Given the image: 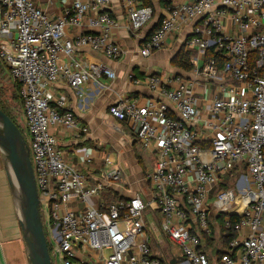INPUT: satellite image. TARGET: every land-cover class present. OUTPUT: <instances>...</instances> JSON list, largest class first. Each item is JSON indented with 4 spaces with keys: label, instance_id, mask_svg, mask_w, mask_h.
Instances as JSON below:
<instances>
[{
    "label": "built area",
    "instance_id": "1",
    "mask_svg": "<svg viewBox=\"0 0 264 264\" xmlns=\"http://www.w3.org/2000/svg\"><path fill=\"white\" fill-rule=\"evenodd\" d=\"M168 1V16L142 52L151 55L173 31L195 22L184 43L197 55L189 76L133 80L155 93L145 104L125 96L110 106L113 117L132 122L133 134L157 160L146 175L148 195L108 201L122 171L103 170L92 184L67 160L53 128L87 129L67 100L47 89L65 83L81 96L89 82L116 78L105 63L77 58L85 49L111 59L126 52L114 38L118 23L107 12L111 0H0V59L21 86L54 264H211L201 234L211 235V218L219 214L225 228L236 232L232 254L219 264H264V0ZM121 2L130 30L152 20L151 7ZM230 25L235 34L227 32ZM211 48L225 58L222 67L206 58ZM76 154L81 163L91 160L84 147ZM106 162L112 163L109 156Z\"/></svg>",
    "mask_w": 264,
    "mask_h": 264
},
{
    "label": "crops",
    "instance_id": "2",
    "mask_svg": "<svg viewBox=\"0 0 264 264\" xmlns=\"http://www.w3.org/2000/svg\"><path fill=\"white\" fill-rule=\"evenodd\" d=\"M156 9H158L156 17L142 30L135 31L129 29L131 21L121 0H111L107 7V12L118 23V27L114 31V38L125 48L126 52L119 58L111 59L85 49L77 52V58L88 63H105L115 71L116 78L112 79L102 76L89 82L83 88L81 96L65 83H57L47 89L53 98L66 99L67 105L74 111L80 125L87 129L85 133L78 131L66 133L60 128L57 130L53 128V132H56L58 136L59 147L66 152L67 160L75 168L81 170L92 184L103 178V170L115 167L122 171V182L113 185V189L105 196L108 201L116 199L127 200L138 192L148 195L150 193V185L146 175L154 168L157 160L156 154L152 150L146 148L147 151L153 154L148 157L138 149V145L142 148L144 146L133 134L132 122L120 121L113 117L109 113L110 106L125 96L136 100L140 105L155 97V93L143 81L142 83H136L133 82L135 79L144 80L151 74H159L166 78H172L177 74L187 76L186 73L181 72L172 64V60L182 47L185 48V51H190L185 47L184 40L191 35L195 22L184 31H173L167 37L165 44L161 48L152 51L151 55L147 56L141 50L146 34L157 23V19L161 15L167 17L169 14L167 8L159 5L158 2L155 6V11ZM56 12H60L59 6ZM226 30L234 33V28L231 25ZM72 32H78V29ZM191 51L193 55H197V51ZM6 69L7 72L2 69L1 73L14 86L15 82L11 78L9 69ZM131 75L133 76L132 80L130 79ZM19 114L21 116V123L19 122V124L26 128V136L28 138L30 134L23 109H21ZM117 128L120 129L117 130ZM79 147L89 150L91 154L90 161L81 163L78 154H76V150ZM107 156L111 158V164L106 162ZM148 218H150L149 215ZM157 219H162L159 213H157ZM149 220L155 221V223L158 221L156 218ZM168 249L177 254L179 253L178 247L177 250L172 246H169ZM168 249H164V251L166 252ZM0 264H30L20 222L17 217L15 200L1 163V157ZM75 264L90 263L77 260Z\"/></svg>",
    "mask_w": 264,
    "mask_h": 264
},
{
    "label": "water",
    "instance_id": "3",
    "mask_svg": "<svg viewBox=\"0 0 264 264\" xmlns=\"http://www.w3.org/2000/svg\"><path fill=\"white\" fill-rule=\"evenodd\" d=\"M150 32L146 34L144 40ZM0 157L15 200L17 217L30 264H54L44 228L28 142L19 126L1 107Z\"/></svg>",
    "mask_w": 264,
    "mask_h": 264
},
{
    "label": "trees",
    "instance_id": "4",
    "mask_svg": "<svg viewBox=\"0 0 264 264\" xmlns=\"http://www.w3.org/2000/svg\"><path fill=\"white\" fill-rule=\"evenodd\" d=\"M141 6L144 7H151L153 9V17L155 16V6L157 4V2L159 3V5H161L162 7L167 8V10L170 9L171 3L168 0H137ZM152 17V19H153ZM164 18L163 15L160 16V18L157 19V24L153 27V29L151 30V32L149 33V35L147 36V38H149L160 26L162 19ZM152 21V20H151ZM150 21V22H151ZM193 55V52L190 51H185V48L182 47L181 50L177 53V56L175 58H173L172 60V64L175 65L179 70H181V72H184L187 74V76H189L190 71L192 70L193 66L190 62V59ZM206 58L211 59V58H215L216 60H218L219 65L222 67L223 63H224V57L221 56L219 53H217L213 48L209 49L206 52ZM254 55L253 57H251V62L254 60ZM15 85L17 87L18 90V94L20 95V98L22 99L21 96V86L19 83L15 82ZM23 104V102H22ZM0 107L2 110H4L12 119L13 121L19 126V128L21 129L22 133L24 134L26 140H27V136L24 133L22 126L19 125L18 121L16 120V118L9 113L6 108L0 104ZM235 173H238V168L235 170ZM116 200H121V199H116ZM224 215L223 214H219L216 215L215 217L211 218L210 221V229H211V235H207L205 233L201 234V238L204 242V247L203 249L205 250V252L208 254L209 256V251L207 250V246H209V244L213 243V240L215 239L214 236V229H213V222H215L219 229H220V233H221V239H222V248L220 249V256L217 260V263L219 264L222 260V258L225 255H231V247H230V242L232 241V239H234V237L236 236V232L234 229H226L224 226V219H223ZM237 218L233 217L232 218V223L235 224L237 222ZM49 248H50V243H49ZM51 249V248H50ZM209 259L211 261V257L209 256ZM212 264V261H211Z\"/></svg>",
    "mask_w": 264,
    "mask_h": 264
},
{
    "label": "rangeland",
    "instance_id": "5",
    "mask_svg": "<svg viewBox=\"0 0 264 264\" xmlns=\"http://www.w3.org/2000/svg\"><path fill=\"white\" fill-rule=\"evenodd\" d=\"M157 12H158V9H156L155 16L153 18L156 17ZM6 68H7L6 65L0 59V104H2L6 108V110L16 118L18 123L19 122L21 123V116L19 113L21 112V109H23L22 99L20 98V95L18 94V90H17L15 83L13 86L12 85L13 83L7 80L6 76H4V74L1 73L2 69L7 72ZM22 129L24 133L26 134L27 132L26 128L22 126ZM28 143H30L29 137H28ZM138 149L142 153H144V155H147L148 157L153 155L151 152L147 151L146 148L144 149V147L142 148L140 145H138ZM1 163H2V160H1ZM158 222L159 221H157V223ZM213 229H214L215 239L213 240L212 244H209V246H207V250L209 251L208 253H209V256L211 257L212 263L218 264L217 260L220 256V249L222 248V239L220 237L221 236L220 229L215 222H213ZM162 246L163 247L168 246V242L165 240ZM167 256L168 255H166L165 257Z\"/></svg>",
    "mask_w": 264,
    "mask_h": 264
}]
</instances>
